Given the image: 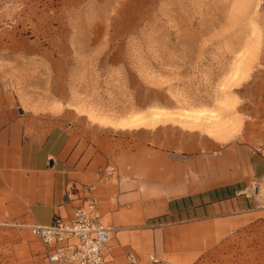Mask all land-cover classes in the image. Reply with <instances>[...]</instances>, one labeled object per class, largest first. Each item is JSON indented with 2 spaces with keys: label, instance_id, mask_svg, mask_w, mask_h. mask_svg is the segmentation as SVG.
<instances>
[{
  "label": "rangeland",
  "instance_id": "obj_1",
  "mask_svg": "<svg viewBox=\"0 0 264 264\" xmlns=\"http://www.w3.org/2000/svg\"><path fill=\"white\" fill-rule=\"evenodd\" d=\"M0 72L57 74L113 263L264 264V0H0ZM31 223L0 206V264H50Z\"/></svg>",
  "mask_w": 264,
  "mask_h": 264
},
{
  "label": "crops",
  "instance_id": "obj_2",
  "mask_svg": "<svg viewBox=\"0 0 264 264\" xmlns=\"http://www.w3.org/2000/svg\"><path fill=\"white\" fill-rule=\"evenodd\" d=\"M56 75L0 72V206L11 208L31 224L48 225L53 214H70L75 201L66 200V184L87 186L94 196L102 193L98 150L89 152L85 147L78 155L71 148L65 151L71 138L62 141L61 135L67 133L68 122L64 113L57 116L55 104L68 95L61 83L43 87L40 81ZM59 77L65 78L64 74ZM42 103L49 108L41 110ZM82 140L80 135L79 143ZM58 141L63 145L57 150ZM108 196L97 198L102 200L99 211L109 206Z\"/></svg>",
  "mask_w": 264,
  "mask_h": 264
},
{
  "label": "built area",
  "instance_id": "obj_3",
  "mask_svg": "<svg viewBox=\"0 0 264 264\" xmlns=\"http://www.w3.org/2000/svg\"><path fill=\"white\" fill-rule=\"evenodd\" d=\"M67 201H75L70 214L55 213L48 225L30 224L31 234L43 246L50 264H115L109 259L111 227L104 224L98 210V199L87 186L66 184ZM134 263L133 254L126 257Z\"/></svg>",
  "mask_w": 264,
  "mask_h": 264
}]
</instances>
